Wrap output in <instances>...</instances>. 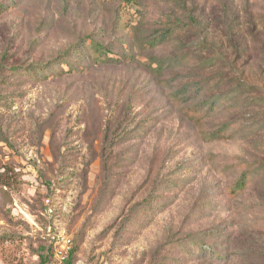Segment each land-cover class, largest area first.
<instances>
[{
    "label": "rangeland",
    "instance_id": "rangeland-1",
    "mask_svg": "<svg viewBox=\"0 0 264 264\" xmlns=\"http://www.w3.org/2000/svg\"><path fill=\"white\" fill-rule=\"evenodd\" d=\"M0 4V264H40L45 198L71 264H264V0ZM84 38L113 61L13 71Z\"/></svg>",
    "mask_w": 264,
    "mask_h": 264
},
{
    "label": "trees",
    "instance_id": "trees-1",
    "mask_svg": "<svg viewBox=\"0 0 264 264\" xmlns=\"http://www.w3.org/2000/svg\"><path fill=\"white\" fill-rule=\"evenodd\" d=\"M1 9L2 6L0 4V10ZM169 35L170 32L165 31L162 36L159 37V39H165ZM151 43H155V40H152ZM84 49H88L89 56L83 54L82 50ZM73 58H75L77 61H85L86 59H91L96 62H111L114 59L112 58V46L102 44L90 38H84L80 44H76L72 46L68 51L60 53L53 60L46 64L40 65L37 63H32L28 66L18 64L13 67V71L20 72V74L24 76H30L32 80H38L41 77L47 79L49 76L54 77L62 75L63 73H65L64 68L67 67L68 69H71L72 64L79 66L78 63L73 62ZM200 115L202 114L199 112L197 116ZM17 181V173H14L12 169H8V171L0 174V184L2 186H12L13 183ZM250 181L251 179L249 175L242 176L240 180L237 181V183L231 188V196L242 192L247 187ZM76 249L77 247L74 244L66 264H71V258L75 253ZM41 250L42 254L40 255V264H46L52 259V245L42 246Z\"/></svg>",
    "mask_w": 264,
    "mask_h": 264
},
{
    "label": "built area",
    "instance_id": "built-area-1",
    "mask_svg": "<svg viewBox=\"0 0 264 264\" xmlns=\"http://www.w3.org/2000/svg\"><path fill=\"white\" fill-rule=\"evenodd\" d=\"M25 216L28 214L21 211ZM43 235L52 245V259L46 264H66L73 249V236L62 229L56 220V209L50 198L44 199Z\"/></svg>",
    "mask_w": 264,
    "mask_h": 264
}]
</instances>
